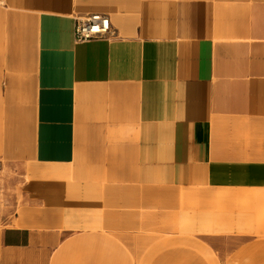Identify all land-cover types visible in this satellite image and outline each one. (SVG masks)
I'll return each mask as SVG.
<instances>
[{
	"label": "crops",
	"instance_id": "0c3cea01",
	"mask_svg": "<svg viewBox=\"0 0 264 264\" xmlns=\"http://www.w3.org/2000/svg\"><path fill=\"white\" fill-rule=\"evenodd\" d=\"M91 13L113 35L75 42ZM28 65L31 157L71 178L0 226V264H96L139 206L188 219V192L213 247L264 264V0H0V69ZM148 264L210 263L172 245Z\"/></svg>",
	"mask_w": 264,
	"mask_h": 264
},
{
	"label": "rangeland",
	"instance_id": "374dc122",
	"mask_svg": "<svg viewBox=\"0 0 264 264\" xmlns=\"http://www.w3.org/2000/svg\"><path fill=\"white\" fill-rule=\"evenodd\" d=\"M42 70L31 69L29 65L26 69H0V226L13 223L16 214L24 215L29 199L39 198L44 192L47 196L63 192L64 186L55 185L64 184L71 178L70 166L39 164L30 154L36 92L34 81ZM218 194L224 196L222 191ZM182 198V211L189 213L185 220L173 219L171 210L166 205L161 206V202L137 207L134 217H122V227L126 220H130L133 228L120 234L105 235L107 239L92 253L96 264L118 259L121 264H148L160 249L172 245L193 247L210 264L246 261L247 253L241 249L244 246H240L241 242L227 240L213 247L201 226L204 214L211 209L200 207L198 196L194 197L191 192ZM121 230L124 231L123 228ZM249 257L252 264H257L254 254Z\"/></svg>",
	"mask_w": 264,
	"mask_h": 264
},
{
	"label": "built area",
	"instance_id": "2783aa9c",
	"mask_svg": "<svg viewBox=\"0 0 264 264\" xmlns=\"http://www.w3.org/2000/svg\"><path fill=\"white\" fill-rule=\"evenodd\" d=\"M113 33L110 20L105 14L91 13L75 19L73 27L75 42L82 43L108 38Z\"/></svg>",
	"mask_w": 264,
	"mask_h": 264
}]
</instances>
